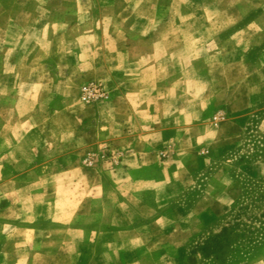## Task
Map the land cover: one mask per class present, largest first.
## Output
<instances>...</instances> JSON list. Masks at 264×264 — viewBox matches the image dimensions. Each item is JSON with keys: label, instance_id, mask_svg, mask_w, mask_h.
I'll use <instances>...</instances> for the list:
<instances>
[{"label": "rangeland", "instance_id": "1", "mask_svg": "<svg viewBox=\"0 0 264 264\" xmlns=\"http://www.w3.org/2000/svg\"><path fill=\"white\" fill-rule=\"evenodd\" d=\"M146 33L166 49L179 47L181 35L189 38L201 55L194 60L210 82L206 112L195 122L203 133L195 139L199 153L209 156L210 166L172 189V202H184L187 210L197 205L195 214H206L191 218L190 232L181 231V215L165 223L177 229L169 236L159 223L151 234L136 235L134 248L122 253H137L144 264H264V102L248 108L236 97L247 94L239 88L247 83L264 93V0H0L1 148L22 141L29 131L34 145L43 132L50 135L51 159L60 131L102 132L119 82L106 78L105 64L119 59L129 44L136 54L153 49L154 41L142 38ZM90 81L105 82L110 100L84 103L81 91ZM89 106L95 116L87 115ZM174 145L162 155H170ZM189 145L195 150L192 141ZM125 154L103 144L93 157L114 169ZM218 168L225 180H204ZM9 225L0 217V243ZM64 236L53 233L48 240L56 244ZM44 251L47 264H72L66 249ZM21 253L20 247L12 249L11 260Z\"/></svg>", "mask_w": 264, "mask_h": 264}, {"label": "crops", "instance_id": "2", "mask_svg": "<svg viewBox=\"0 0 264 264\" xmlns=\"http://www.w3.org/2000/svg\"><path fill=\"white\" fill-rule=\"evenodd\" d=\"M152 22L157 21H143ZM156 37L142 35L154 41L153 49L136 54L129 44L118 52L119 59L105 64L106 78L119 82L102 132L60 131L58 152L51 159L50 135L43 132L34 145L31 131L22 141L3 149L0 145V217L10 223L0 243V264H47L46 251L41 253L45 248L66 249L72 264H144L137 253L121 251L134 248L136 235L151 234L162 223L169 236L177 229L165 223L178 215L184 220L181 231L190 232L198 206L187 210L184 202H172V189L210 166L209 156L199 153L202 149L195 140L203 135L195 122L206 112L202 105L210 82L194 60L201 55L194 53L189 38L181 35L179 47L166 49ZM247 84H238L242 91L248 89L246 95L236 96L238 102L248 108L264 102V93L254 83ZM86 110L87 115H96V109ZM174 141L170 155L163 156ZM103 144H114L126 153L118 167L109 168L98 158L91 165L85 163ZM220 169L204 180H225ZM6 170L9 177L3 179ZM111 204L116 208L107 212ZM53 233H64V240L49 242ZM17 247L22 255L11 260L10 251ZM96 248L103 250L92 251Z\"/></svg>", "mask_w": 264, "mask_h": 264}, {"label": "built area", "instance_id": "3", "mask_svg": "<svg viewBox=\"0 0 264 264\" xmlns=\"http://www.w3.org/2000/svg\"><path fill=\"white\" fill-rule=\"evenodd\" d=\"M111 91L108 85L102 81H90L85 84L81 91V100L88 105H95L110 100ZM88 165L94 163L93 155L86 158Z\"/></svg>", "mask_w": 264, "mask_h": 264}, {"label": "trees", "instance_id": "4", "mask_svg": "<svg viewBox=\"0 0 264 264\" xmlns=\"http://www.w3.org/2000/svg\"><path fill=\"white\" fill-rule=\"evenodd\" d=\"M219 238H220V237H219V235H218V236H216V239H215L214 241H216V242H217V239L219 240ZM217 243H218V242H217Z\"/></svg>", "mask_w": 264, "mask_h": 264}]
</instances>
